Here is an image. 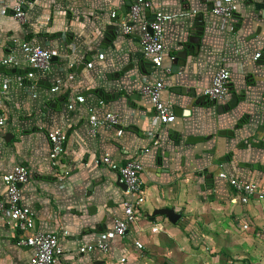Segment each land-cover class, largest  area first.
Here are the masks:
<instances>
[{
	"label": "crops",
	"instance_id": "1",
	"mask_svg": "<svg viewBox=\"0 0 264 264\" xmlns=\"http://www.w3.org/2000/svg\"><path fill=\"white\" fill-rule=\"evenodd\" d=\"M142 1L0 0L19 5L24 19L20 24L0 7V57L17 61L15 69L0 70V176L19 165L27 171L19 187L25 235L54 234L63 251L54 264H159L158 257L184 264L178 255L191 239L183 238L187 232L196 235L199 251H222L220 259L260 251L261 261L247 263L264 264V200L240 204L217 177L264 189V53L255 56L264 43V0H231L230 18L211 13L223 0H147L151 8L141 18L156 8L165 16L159 69L142 55L139 21L128 17V6ZM125 25L132 27L126 36ZM25 44L55 52L47 71L27 67ZM220 68L228 93L210 104L203 91ZM155 81L174 117L166 126L139 93ZM87 109L99 118L114 114L117 126L89 134ZM57 132L62 152L51 161L49 140ZM137 155L142 192L130 195L117 168ZM123 200L134 204L135 224L106 253L79 254L121 217ZM161 208L178 221L150 220ZM13 222L0 213V264H27L31 250L15 245Z\"/></svg>",
	"mask_w": 264,
	"mask_h": 264
},
{
	"label": "built area",
	"instance_id": "2",
	"mask_svg": "<svg viewBox=\"0 0 264 264\" xmlns=\"http://www.w3.org/2000/svg\"><path fill=\"white\" fill-rule=\"evenodd\" d=\"M0 7L3 11H9L14 21L20 24L24 22L23 13L19 5L9 6L0 3ZM150 8L151 4L147 0L142 1L140 4H130L128 6V17L131 21H139L137 32L142 55L150 61L153 69H159L164 51L162 36L165 28V16L161 8H156L152 10L148 19L141 18L142 11H148ZM211 13L220 18H230L232 14L231 0H223L220 4H216L212 8ZM131 32V26H122V35L126 36ZM21 52L27 67L38 72L47 71L51 66L52 58L55 56L53 50L30 44L21 46ZM260 53H264V43L255 52V56H259ZM16 66L17 61L11 54L0 57V69H15ZM162 89L161 81H155L151 84H142L139 88V93L147 98L155 120L160 125L166 126L174 121V117L168 112L161 101ZM227 93V74L223 68H220L213 74L210 85L204 89L203 95L207 102L215 104L224 101ZM87 124L89 134L94 135L98 128L112 129L116 127L117 118L114 114H105L99 118L93 114L92 109H87ZM62 147L63 136L57 132L49 140V160L55 161L61 155ZM146 152L147 150L145 149L140 153L144 154ZM138 156L128 159L117 168L119 180L124 186L125 191L130 195H140L142 192L140 179L142 166ZM102 163L108 164V159L103 158ZM217 177L227 184L240 204H246L251 198L264 200V189L259 188L255 184L244 182L224 173H219ZM26 180L27 171L21 165L17 166L11 173L0 176L2 185L0 213L6 214L14 221V228L19 234L15 245L31 250V256L27 264H54L63 255L56 236L52 233L41 232L25 235L29 219L26 212L19 205V187ZM136 213L134 204L130 200H123L121 202L122 215L120 218H115L112 221L111 229L105 232L101 239L95 243L80 246L77 252L79 254L92 251L106 253L110 243L122 238L125 232L135 224ZM156 231L155 227L150 229L151 233H155ZM133 246L138 250L142 249L141 244L137 241L133 242ZM262 254L264 255V249L262 250Z\"/></svg>",
	"mask_w": 264,
	"mask_h": 264
},
{
	"label": "rangeland",
	"instance_id": "3",
	"mask_svg": "<svg viewBox=\"0 0 264 264\" xmlns=\"http://www.w3.org/2000/svg\"><path fill=\"white\" fill-rule=\"evenodd\" d=\"M21 54H22V52H21ZM187 234H189V235L183 236V238L185 240L188 239L186 237H189L191 239L190 240L188 239V241H186L187 246L185 245L186 249H184L185 250L184 255L183 256L178 255L180 257V259L184 258L183 261H186V262H184V264H248L247 258H248V260L254 259V260H259V261H261V259H262L260 251H257V252H250V251L240 252V253L244 254L243 258H245V259H238L237 254H235L234 257L227 256L228 258H225L226 257L225 256V257H222L220 259V254H223L222 251H208L207 249L199 251V247H201V243L199 241H197L196 235H191L188 232H187ZM248 254H251V257ZM200 258H202V260H200ZM151 262H152L151 264H155L154 260H151ZM168 264H170V263H168Z\"/></svg>",
	"mask_w": 264,
	"mask_h": 264
},
{
	"label": "water",
	"instance_id": "4",
	"mask_svg": "<svg viewBox=\"0 0 264 264\" xmlns=\"http://www.w3.org/2000/svg\"><path fill=\"white\" fill-rule=\"evenodd\" d=\"M0 70L2 71L3 69ZM156 216H163L166 219V221L171 225H174L179 219V216L172 209H166V208L153 210V212L150 214V220H152Z\"/></svg>",
	"mask_w": 264,
	"mask_h": 264
},
{
	"label": "trees",
	"instance_id": "5",
	"mask_svg": "<svg viewBox=\"0 0 264 264\" xmlns=\"http://www.w3.org/2000/svg\"><path fill=\"white\" fill-rule=\"evenodd\" d=\"M156 262L159 264H164V258L158 257L156 258Z\"/></svg>",
	"mask_w": 264,
	"mask_h": 264
}]
</instances>
